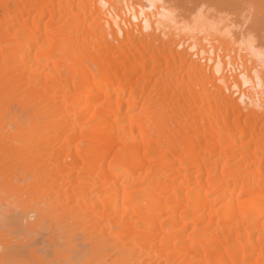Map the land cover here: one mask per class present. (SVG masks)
Segmentation results:
<instances>
[{
	"label": "bare ground",
	"instance_id": "6f19581e",
	"mask_svg": "<svg viewBox=\"0 0 264 264\" xmlns=\"http://www.w3.org/2000/svg\"><path fill=\"white\" fill-rule=\"evenodd\" d=\"M176 1L0 0V264H264L261 40Z\"/></svg>",
	"mask_w": 264,
	"mask_h": 264
},
{
	"label": "rangeland",
	"instance_id": "374dc122",
	"mask_svg": "<svg viewBox=\"0 0 264 264\" xmlns=\"http://www.w3.org/2000/svg\"><path fill=\"white\" fill-rule=\"evenodd\" d=\"M177 1H176L177 2L176 5L178 8H180L182 5H186V4H187V6H193V2L191 3L192 0H177ZM187 1H188V3H187ZM203 1H205V0H201V3H199L200 1L194 2V3H197L196 5L194 4L195 9H197V8H198V10H200L199 8H201V9L206 8V10H211V9L217 10L218 9V10H221L223 12V13L221 12L222 14H226V15L229 14L228 15L229 19H232L231 21H233V20L236 21V23H238V24H245V23H243L244 21L245 22L247 21L248 23L253 24V26H254V27L252 26V28L254 29L253 33L256 36L257 42L259 41L258 38L261 40V42H258V43L260 44V47H263V49H264V0H256L254 4L251 2V0H250V2H249V0L246 1L247 3H245L246 4V6L244 5L245 7L243 6V10H241V11L238 10L239 14H238V12H236L239 7L236 9V7L233 6L230 2L225 1V2H227L226 3L227 6H225L226 4L223 5L224 1H222V0H219L218 2H216L214 0L216 3L212 0L211 1L206 0L207 3H206V1H205V3ZM211 3L214 5H211ZM204 4H206V5H204ZM218 4H219V6H218ZM230 4H231V6H230ZM247 5H248V7H247ZM206 6H213V8L208 7L209 9H207ZM215 6H217V7H215ZM232 6L236 10H234ZM231 10H232V14H231ZM242 11H243V13H242ZM247 22H246V25L248 24Z\"/></svg>",
	"mask_w": 264,
	"mask_h": 264
},
{
	"label": "snow or ice",
	"instance_id": "6c2138e0",
	"mask_svg": "<svg viewBox=\"0 0 264 264\" xmlns=\"http://www.w3.org/2000/svg\"><path fill=\"white\" fill-rule=\"evenodd\" d=\"M153 8L156 7L155 4L152 5ZM167 18L171 21V23L173 25H175L177 28H185V30H188V23L181 21L180 18L175 14V13H168ZM196 22L200 23L203 20L202 16H197L196 18Z\"/></svg>",
	"mask_w": 264,
	"mask_h": 264
}]
</instances>
